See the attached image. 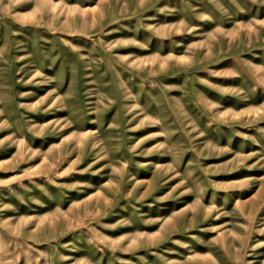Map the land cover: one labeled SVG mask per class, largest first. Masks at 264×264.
I'll use <instances>...</instances> for the list:
<instances>
[{
	"label": "rangeland",
	"instance_id": "rangeland-1",
	"mask_svg": "<svg viewBox=\"0 0 264 264\" xmlns=\"http://www.w3.org/2000/svg\"><path fill=\"white\" fill-rule=\"evenodd\" d=\"M0 264H264V0H0Z\"/></svg>",
	"mask_w": 264,
	"mask_h": 264
}]
</instances>
